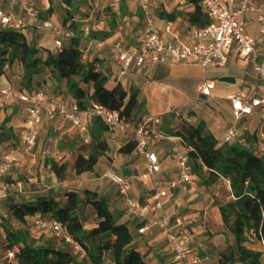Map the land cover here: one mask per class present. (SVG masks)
Listing matches in <instances>:
<instances>
[{
	"label": "built area",
	"instance_id": "built-area-1",
	"mask_svg": "<svg viewBox=\"0 0 264 264\" xmlns=\"http://www.w3.org/2000/svg\"><path fill=\"white\" fill-rule=\"evenodd\" d=\"M92 1V0H89ZM155 3H170L184 5L189 0H154ZM0 5H8L9 9L20 6L24 16L16 18L10 10L0 8V26L18 31L51 32L56 29L52 17L44 16L39 7L38 0H0ZM203 15L209 20L204 27L193 26L190 41L181 40L172 24L159 27L153 18L147 17L145 29L138 46L128 47L121 41L91 40L93 47L108 50L114 62L120 67L119 77H125L130 68H151L158 64L171 67L197 66L208 73L211 69L225 68L231 55L242 57L252 56L256 61L259 56L257 40L251 36L244 23L246 16L253 15L264 38V0H199ZM3 6V7H4ZM146 14L149 10L147 3L143 4ZM61 35L54 42V52H58L64 40H70L74 35L70 28H57ZM89 49H82V59L88 61ZM258 71L264 82V63L258 66ZM214 82L208 77L200 85V94L210 99L213 97ZM232 106V115L236 121L259 115L260 127L256 132L254 153L264 158V91L257 96H248L245 92H237L228 97ZM13 100H20L26 104L27 117L24 127L18 136H15L10 145L6 146L0 158V203L11 194V186L6 178L13 171L24 153L33 155L41 128L48 120L61 118L71 124L82 140L83 145L92 141V124L84 119L85 112L93 117H100L108 126L109 133L123 131L126 121L117 111H113L98 102L84 110L74 100L65 102L60 98L50 96L41 89L26 92L8 83L5 76L0 73V108L7 107ZM176 114L179 110L170 111L165 115H150L137 123L133 137L137 142L136 153L147 160L145 172L134 178L109 173L108 178L115 183L120 193L125 196L127 213L132 217L148 218L151 213L159 216L151 221L153 228L159 229L165 236L172 264H201L200 255L193 249V241L189 234L188 222L179 211L168 213L167 208L174 202L177 191H183L193 180V170L189 157L179 135H166L161 130L165 116ZM165 138L171 142L169 156L177 163L178 175L171 181L160 177V159L153 149L157 139ZM239 143L246 147L237 124H233L227 131L225 138L219 142L223 144ZM152 178V180H151ZM147 183L151 180L153 194L149 202L129 195L132 181ZM228 187L230 181L223 179ZM19 192H23L20 185ZM28 231L35 239L46 238L57 246L62 244L76 253H82L86 259L85 250L70 233L67 226L48 216L33 218ZM140 234L148 231V227L140 228ZM68 250V251H69ZM89 263V262H88ZM0 264H18L16 254L6 250L5 258ZM90 264V263H89Z\"/></svg>",
	"mask_w": 264,
	"mask_h": 264
},
{
	"label": "crops",
	"instance_id": "crops-1",
	"mask_svg": "<svg viewBox=\"0 0 264 264\" xmlns=\"http://www.w3.org/2000/svg\"><path fill=\"white\" fill-rule=\"evenodd\" d=\"M38 1L39 6L41 5L48 11L50 6L47 1ZM109 1H111V5L115 6L113 13L116 19L123 20L128 16H133L131 21L134 22L135 20L138 23L139 21H141L142 29H139L140 36L136 39V42H124L122 39L117 38V35L114 36L113 33L118 32V29L112 28L110 26L108 19L111 18V16H106L107 14L105 13V21L99 23L95 22L98 26V30L100 31L99 33H111L110 37L106 38L105 40L121 41L128 47L138 46L139 40L145 29L147 17L149 16L154 19L159 27H164L168 23L172 24L176 35L181 40L185 42L190 41V33L193 26L185 16L178 15L174 21H168L160 17V13L162 12H191L193 10V5L190 2H187L184 5H175L170 3H155L154 0H108V2ZM255 1L256 3H259V0ZM100 3H103V1L78 0V2L76 3V10L78 11H75L77 14H74L73 21H79V23L94 20L96 21L99 11H102ZM145 3H147L149 6L147 14L143 9V4ZM18 8L20 13H23L21 7L18 6ZM58 9L59 17L61 16L63 19H66L67 16L65 15V13H63L62 7L59 6ZM80 12L87 13L89 17L81 19L80 15L78 16ZM123 14H125V16L122 18ZM244 23L249 34L257 40V49L259 51L258 59L254 61L252 56L242 57L237 54H233L231 55L229 63L225 68L214 69L218 74H220L221 80H226L230 83L229 87H224L225 89L221 90L220 92H215L218 87L216 79H209L210 81L214 82V90L212 91L213 97L226 101L227 105H229L231 109V113L232 106L230 100L228 99L229 96L234 95L240 91L245 92L248 96H257L262 94V92L264 91V86L262 85L264 82L262 81V76L257 69L259 65H262L264 63V38L259 32L258 24L253 15L246 16V18L244 19ZM137 26L138 24L130 26L129 29H127L128 32L133 31ZM83 28L86 33L83 35L78 34L79 36H81L80 48L89 49L88 60H90V62H93L96 65L97 70L101 71L102 74L107 77L110 82L118 81L121 82L123 87L127 90L133 89L138 91V102L134 111L135 114H137L136 117H138V119L143 113L147 115H145L144 117L142 115V120L150 115H162V113L170 111L172 107H186V110H184L183 112L187 113V116L182 118V122L171 124L170 128L168 129L164 128L163 122L161 130L164 132V134L174 135L176 133H188L190 125H195L201 120L206 122L207 129L216 137L218 142H221L225 138L228 129L233 124H237L242 135L248 133L246 131H250L252 129L250 128V126L240 127L239 122L237 121L233 122L230 126L229 124L226 125L228 122L225 120L219 123L220 116L218 114L214 113L208 107H206L207 110L202 108V100L204 99L201 98V94L200 97L195 101H187L189 95L186 93V90L174 84V82L176 81L174 71L177 67L158 64L148 69H137L135 66H132L128 74L125 77L120 78V67L114 62L111 54L106 49L101 50L93 47L90 41L98 39H92L87 36V33H89L90 31L89 25H86ZM23 32L27 36V38L32 41L37 47L41 49H49L51 51L55 49V39L53 35H42L38 31ZM56 35V38H58L60 36V31L59 33L57 32ZM70 43V40H64V45H68ZM15 66L21 68V70L18 71V79L20 82H22V67L14 64L11 67L6 66L4 68V76L10 84H12L13 80L16 78V76H12L10 74L12 72L15 75ZM52 83H55V80L52 77L51 73L49 71L42 72L35 77L33 86L30 90H37V87L40 84L50 85ZM202 83L198 85V91ZM86 87L88 88V86ZM19 89L26 92H32L28 91L26 88ZM92 91L93 90L90 88L87 94L90 95ZM23 107L25 109V116L20 110ZM89 115V112L86 111L84 114V119L92 124L93 117L89 120ZM206 115H208L209 120L205 118ZM26 117V104L20 100H13L7 107L3 109L0 108V158L6 146L10 145L13 138L21 133ZM59 119L61 118L51 120L50 124H53ZM137 123L138 121L129 122L126 123L125 129L123 131L106 133L105 137L107 138V142L109 144V149L106 153V156L100 159L93 172L83 173L79 176V178L81 183H85L89 173L99 175V177L95 179V182L91 184L92 186H90L89 188H85V191H89L92 194H97L98 197L108 200L110 210L120 217L119 222L127 224L130 228V231L133 235L132 246L144 256L147 264H172L171 256L168 251V244L164 234L159 229L153 228V226L151 225V221L157 218L159 214L151 213L148 218H137L130 216L126 210L125 196L120 193L118 186L108 178L109 173H117L122 176H129L134 178L145 172L147 160L144 156L137 154L136 151L130 154H120L118 150L121 146H119L116 150V153H114L113 151H111V145L109 143V138L123 140L122 145L127 143L129 140H131V136L135 131ZM253 123L254 122L251 121V127L253 126ZM111 141H113L114 143L115 140ZM171 145V142L166 140L165 138L157 139L153 144V149L157 153L161 163L160 177L166 181H171L178 175L177 163L169 156ZM35 150L32 156H28L22 153L19 156V160L20 158L26 159V157H30L28 161L34 164L36 163L38 157L39 162L42 161L41 159L43 157L48 160H50V156L57 158V151L51 153L46 150L42 151V149L39 148V151L35 153ZM82 152V150L78 151L77 156ZM52 162L57 165L63 164V162L57 163L56 159H54ZM18 165L19 161L14 168H16ZM48 167H51V165H48ZM11 173L8 175V177L12 175ZM151 180L147 183L133 180L129 195L132 198H140L143 202H149L153 194ZM20 185L22 186L21 183L17 184V192L19 191L18 187ZM55 186V191L52 192H48L47 190L36 191L37 195L30 200H35L45 195H56L69 191H74L81 197L80 189L77 186H71L65 180L60 182L57 181ZM22 188L24 193L28 192V190L24 186H22ZM14 197H16V195H14ZM173 200L174 202L170 206H168L166 212L173 213L179 211L182 213L183 217L189 224L187 230L189 231V234L191 235V239L193 241V249L196 250L200 256H202L201 264H219L221 256L228 253L236 246V236L225 226L220 210L221 206L225 205L228 202L234 201L231 187H228L223 179L211 181L210 171L206 168H200L199 172L193 171L192 182L187 185L185 190L177 191L174 195ZM11 201L8 202L10 207L17 203L16 201ZM90 208L92 209V206H86V209ZM91 213L92 215L90 218H83L81 230H91L98 225L99 220L96 218L95 212L92 210ZM3 215L4 214L0 208V217H2ZM32 220L33 218H30L28 220V224L31 223ZM0 221L2 220L0 219ZM18 225L22 226L20 224ZM143 227H148V231L144 234H140L138 230ZM1 234H4L2 226H0V235ZM76 235L82 236L81 231L79 230ZM3 237L6 240V236L3 235ZM57 247L66 248V250H69L68 247L62 244H58ZM73 255L76 256L77 253H73ZM4 258L5 256L2 259ZM77 259L79 262L83 261V258L77 257Z\"/></svg>",
	"mask_w": 264,
	"mask_h": 264
},
{
	"label": "trees",
	"instance_id": "trees-1",
	"mask_svg": "<svg viewBox=\"0 0 264 264\" xmlns=\"http://www.w3.org/2000/svg\"><path fill=\"white\" fill-rule=\"evenodd\" d=\"M77 2L59 0L67 16L65 23L73 20ZM189 2L193 5L191 12H162L160 17L174 21L178 15H183L192 26H206L209 20L203 15L199 0ZM50 3L48 13L53 14ZM73 35L70 44H63L58 52H54L37 47L22 31L0 26V73L4 75L1 71L6 66H21L22 84L24 88L31 89L35 77L49 71L56 84H65L68 93L82 109L87 110L92 102H98L117 111L127 123L133 122L138 91L127 90L118 81L110 82L93 62L84 61L80 48L81 36ZM110 35L99 33L93 35L92 39L105 40ZM86 86L93 90L90 95L84 88ZM108 131V126L100 117L92 118V141L88 148L82 149L83 152L74 162L73 169L77 175L93 172L100 159L106 156L109 144L105 134ZM174 135L182 138L194 172L206 168L210 171L211 181H230L234 201L221 206L220 210L225 226L236 236V246L221 256L219 264H264L263 254L246 245L250 233L264 241V158L239 143L219 146L203 120L191 124L188 133ZM136 147L137 142L131 139L118 152L130 154ZM68 168L67 163L52 164L50 167L60 181L65 180ZM84 194V198L74 191L41 196L12 205L8 214L22 226H26L30 218L45 216L61 222L85 250L90 264H147L144 256L132 246L130 228L119 222L120 217L110 210L108 200L89 191ZM88 205L92 206L99 223L91 230H81L83 218H87L83 212ZM0 226L7 227L6 250L16 254L18 264H80L72 252L55 246L50 239L43 238L44 243L37 244L35 239L29 241L30 235L26 229L13 230L3 221H0ZM79 230L82 236L76 235Z\"/></svg>",
	"mask_w": 264,
	"mask_h": 264
},
{
	"label": "rangeland",
	"instance_id": "rangeland-1",
	"mask_svg": "<svg viewBox=\"0 0 264 264\" xmlns=\"http://www.w3.org/2000/svg\"><path fill=\"white\" fill-rule=\"evenodd\" d=\"M47 3L50 6V2H52L53 5V14L47 13V9H44L41 5L38 7L42 14L44 16H48V17H52L53 22L56 26V29L54 31L51 32H42V35H53L54 39L56 40V34L57 32L59 33V29L57 30V28L63 27L64 29H68L69 24L70 25V31H72V33H74L75 35L77 34H85L86 31L84 30V26L89 25L90 26V31L89 33H87V36H89L90 38H92L93 35H99V30H98V26L96 25L95 22H103L105 21V13L107 14L106 16H111V18L108 19V22L110 23V26L112 28H117L118 32L113 33L114 36L117 35V38L122 39L124 42H136V39L139 38L140 36V30L142 29V23L141 21L136 22L134 20L131 21L133 16H128L127 18L120 20V19H116L114 17V9L115 6L111 5V1L108 2V0H102L103 3H100L102 11H99L98 13V17L97 20L95 21H89V22H80L79 21H69L65 23V19H63L61 16L59 17L58 15V11H59V0H46ZM108 2V3H107ZM113 2V1H112ZM93 4V2H92ZM0 5L1 9H6V10H10V12L13 14L14 17L19 18V17H23L24 14L20 13L19 8L17 6H15L12 9H9L8 5ZM78 11V10H76ZM64 13V11H63ZM76 13V12H75ZM77 14V13H76ZM80 15V18H88L89 16L87 15V13H82L80 12V14H78V16ZM79 19V20H81ZM113 21V22H112ZM112 22V23H111ZM134 24H138V26L133 30V31H129L127 29H129L130 26L134 25ZM60 35H61V31H60ZM88 38V37H87ZM54 40V42H55ZM21 70L20 67L15 66V75L14 73H10L12 76H16V78L13 80L12 85L15 86L16 88H24V85L22 84V82L19 81L18 79V71ZM4 72L5 71H1ZM175 74V79L176 81L174 82V84L176 86H179L183 89L186 90V93L189 95L188 96V100L189 102H193L195 101L197 98L200 97V93L198 91V85L202 82H204L205 78L208 77V79H216L217 83H218V87L217 90L215 92H220L221 90L225 89L224 87L226 86H230V83L226 80H221L220 79V74H218L214 69H211L208 71V73H206L203 69H201L200 67H196V66H189V67H177L174 71ZM7 76V74H6ZM263 81V79H262ZM264 86V83L262 84ZM37 89H41L44 92H46L47 94H49L50 96L53 97H57L62 99L65 102H72L73 98L71 97V95L68 93L67 88L65 86L64 83H52L50 85L44 84V85H39L37 87ZM28 91H33L30 89H27ZM86 92L89 91V88L86 87ZM213 95V94H212ZM205 101V102H204ZM203 106L202 108L207 110L206 107L210 108L214 113L218 114L220 116V122H223L224 120L227 121L228 123L226 125L229 124V126L233 123L236 122V120L234 119L232 113H231V109L229 107V105H227L226 101L221 100V99H216L214 97L207 99V100H202ZM88 108V107H87ZM21 112H23V115L25 116L26 114H24L25 109L24 107L20 109ZM175 110H179V116H177L176 114H171L169 116H165L164 118V128L168 129L170 128L171 124L174 123H180L182 122V118H184L185 116H187V113L183 112L184 110H186V107H172L170 109V111H175ZM168 112L162 113V115H165ZM138 113V112H137ZM137 114H135V118L133 120L134 121H142L143 117L147 114L143 113L140 115L139 119L138 117H136ZM143 115V117H142ZM93 116L89 115L88 118L89 120L92 118ZM207 120H209L208 115H206L205 117ZM251 121H253V126L251 127ZM51 120H48V122L46 121L42 128H41V137L38 141V145L36 147L35 153H37V151H39V148L42 149V151L46 150L49 151L51 153L54 152H58L57 153V158L50 156V160L46 159V158H42L39 162V157L36 161V163H31L30 161H28V159H30V157H26V159L24 158H20L19 160V165L13 169L12 171V175L10 177H8L6 179V182L10 184L11 186V195L4 200L3 202L0 203V208L1 211L3 212V216L0 217V219L6 223V225L10 226L11 229L13 230H22V229H26L27 233L30 235V239L29 241H32L31 239H35L31 236L30 231H28L29 225L26 226H19L18 223L15 222L14 219H12L9 216V201H16L18 204H21L23 201H29L30 199H32L33 197H35L37 195L36 191H48V192H52L55 191V184L58 182H60V180L53 174V172L51 171L50 167H48V165H52L54 164L52 161L54 159L57 160V163H67L69 165V168L66 172V176H65V181H67L71 186H77L80 191H81V198L85 197V188H89L90 186H92L91 184H93L95 182V179L99 177L98 174H92L89 173L88 174V178L86 179L85 183L84 182H80V175H77L73 169L74 166V162L76 159V156L78 154V151L82 150L83 148H88V145H83L82 140L80 138V136L78 135V133L72 128L71 124H69L66 120L64 119H59L57 121H55L53 124H50ZM239 122V126L240 127H247L250 126V128H252L250 131H246L248 133H245L242 135V138L246 141V147L247 149L250 150H254V146H255V142H256V137L255 134L256 132L259 130V125H260V117L259 115H254V116H250L247 118H244L243 120H239L237 121ZM49 123V124H47ZM225 125V126H226ZM226 129V128H225ZM133 137V134L131 136V138ZM105 140L107 141V138L105 137ZM111 140H115L114 143ZM109 143L111 145V151H113L114 153H116V150L119 146H122L123 144V140L120 139H110L109 138ZM40 145V147H39ZM34 152V151H33ZM59 158V159H58ZM43 165V168H42ZM56 179V180H55ZM21 183L22 186H24L28 192L27 193H21V192H17V184ZM48 188V189H47ZM14 195H16V197H14ZM11 201V202H12ZM92 209H86L83 212L84 216L87 218H90L92 215ZM3 228V232L4 234L0 235V259H2L5 256V251H6V240L4 239L3 235L6 236L7 233V227L6 226H2ZM43 238L39 239H35L37 240V244H42L44 243V239ZM247 247L255 250V251H259L263 254L262 256V261L264 263V241L259 238L258 236L250 233L248 235V242H247ZM62 247V246H61ZM235 249V248H234ZM232 249V250H234ZM232 250H230L229 252H231ZM70 251V250H69ZM70 252L75 253V251L71 250ZM228 252V253H229ZM76 257L78 258H83L81 262H79L80 264H89L87 259H85L84 254L82 253H77ZM202 256H200L201 258ZM87 262V263H84Z\"/></svg>",
	"mask_w": 264,
	"mask_h": 264
},
{
	"label": "water",
	"instance_id": "water-1",
	"mask_svg": "<svg viewBox=\"0 0 264 264\" xmlns=\"http://www.w3.org/2000/svg\"><path fill=\"white\" fill-rule=\"evenodd\" d=\"M201 98H202V99H204V100H206V97H205V96H203V95H201Z\"/></svg>",
	"mask_w": 264,
	"mask_h": 264
}]
</instances>
